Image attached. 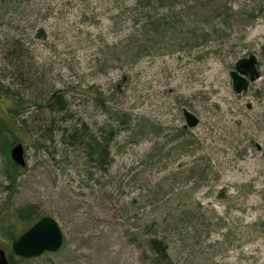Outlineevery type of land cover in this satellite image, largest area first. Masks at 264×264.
Instances as JSON below:
<instances>
[{"label":"rangeland","instance_id":"374dc122","mask_svg":"<svg viewBox=\"0 0 264 264\" xmlns=\"http://www.w3.org/2000/svg\"><path fill=\"white\" fill-rule=\"evenodd\" d=\"M134 1L17 0L16 12H4L0 119L10 96L26 99L12 123L22 139L17 143L26 147L27 168L14 169L11 149L9 155L3 150L13 138L0 125V218L37 205L57 219L65 237L60 250L28 259L14 255V264H153V220L190 206L207 225L167 232L175 264H264V0H169L194 19L191 36L203 34L195 22L210 21L228 39L219 32L202 45L189 39L170 49L165 44L173 36L166 37L152 53L121 65L114 51L139 37L142 24L121 11ZM223 16L234 24L219 25ZM14 37L22 40L17 52L9 50ZM251 53L260 75L238 95L229 73ZM77 87L113 95V112L124 107L133 117H146L156 132L118 147L128 132L117 126L121 134L107 171L87 164L72 146L67 154L63 127L116 123ZM57 89L68 90L69 122H61L69 110L49 106ZM183 107L200 117L196 128H185ZM182 128L192 141L185 151L172 150L177 140L152 149L157 138L165 142ZM199 166L208 174L202 179L193 172ZM16 219L21 228L30 226ZM0 248L13 253L12 241L0 240Z\"/></svg>","mask_w":264,"mask_h":264},{"label":"trees","instance_id":"16d2710c","mask_svg":"<svg viewBox=\"0 0 264 264\" xmlns=\"http://www.w3.org/2000/svg\"><path fill=\"white\" fill-rule=\"evenodd\" d=\"M21 4L17 0H0V22H4V12L9 10H18V5ZM181 9L178 8V4L175 1L169 0H135L132 7L125 10H121L122 13H128L133 16L135 21H140L141 27L138 29L139 37L137 34L134 37V40L131 36L132 41L130 43L123 45L120 49L114 51V61L119 62L121 65L128 64L131 61L144 56L143 54H149L153 52V49L157 48L160 40L166 37H176L180 39V42H177L173 37L174 42L165 44V47L172 48L173 45H183V42L188 41L189 39L194 40L196 44L202 45L204 41L211 39L214 36H219V32L222 36V41L228 39L227 35L224 34L221 30H216L217 24L213 22H208L207 25L196 24L194 28H202L203 34L194 32V37L188 31V26L192 25L194 19L184 18L181 15ZM226 16V15H225ZM223 16L219 25L222 27L230 26L233 21L228 17V19ZM133 19V20H134ZM207 26V29L204 28ZM193 29V28H192ZM141 31V32H140ZM188 33V34H187ZM190 35V36H189ZM12 42L9 44V50L11 52H17L16 46L19 48L22 46L21 38H12ZM133 44V45H132ZM16 45V46H15ZM15 46V47H13ZM13 47V48H12ZM182 48V47H181ZM185 48V47H183ZM104 62V61H103ZM93 92H86L85 89L75 88L76 92H86V95L89 99L95 100L98 104L102 105L105 108L106 113H113L111 117L116 123L110 122L108 119L104 120L103 123L96 122L95 126H91L86 122H76L71 124L69 127L65 126L62 128V139L63 143L66 145L65 152L69 154L70 148L72 146L76 151L82 152L86 157V163L91 164L99 170L107 171L112 165L114 160L113 150L115 146V141L119 134H121V129L117 126L126 125L125 129L128 132L126 135V143L118 147L127 145L129 142H137L139 139L146 138L147 134L151 136L154 127H156L150 119L142 116L133 117L132 113L128 109L117 108L114 110L110 108L109 102L113 100V95L106 94L104 90L96 89ZM67 89H57L51 93V98L49 100V106L56 110H62L63 112L69 110V119L62 117L61 122H69L72 115V108L69 102L68 94L65 96ZM0 91V102L3 104L4 95ZM10 101L4 107L7 108L5 112L6 117H1L0 125L5 128L13 139H9L6 145H4L3 150L6 151L9 155V151L13 145L17 142H20L22 139L17 136L15 133L14 123H12L13 117L12 114L19 109V107L25 104L26 99L23 100L21 95L17 98L10 96ZM73 120V119H72ZM80 124V125H79ZM117 124V125H116ZM51 132L53 128H48ZM46 130V131H47ZM175 129L174 131H176ZM177 133L167 139V141L161 142L158 138L153 143V150H163L167 148L168 142L170 143L173 140H177L176 143L172 145V150L176 151H185L189 144L192 142L186 138V129H178ZM157 136H159L157 134ZM169 140V141H168ZM197 164V163H196ZM15 170H26L27 166L22 168L16 163L13 162ZM200 165V164H199ZM198 166V165H197ZM197 179H202V177L207 176V171L202 169L199 166L197 171H193ZM163 181L158 182L157 191L160 192V188ZM160 185V186H159ZM166 205V204H165ZM164 205H161L162 207ZM16 217L19 221L22 220L24 223H28L32 226L38 219L43 217L41 210L37 205L28 204L15 209ZM12 211H7L2 218H0V240L13 241L16 239L22 232L28 228H21L18 220L12 214ZM203 216L198 214L193 207H189L185 211L179 212H169L161 218L157 217L153 220L151 226V235L149 236V247L152 251V260L153 264H175L172 256L170 254V243H169V231H182L193 229L198 231L203 225H207L201 222ZM211 234V231L209 232ZM9 259L11 264H14L15 256L13 253L9 254Z\"/></svg>","mask_w":264,"mask_h":264},{"label":"water","instance_id":"95a60500","mask_svg":"<svg viewBox=\"0 0 264 264\" xmlns=\"http://www.w3.org/2000/svg\"><path fill=\"white\" fill-rule=\"evenodd\" d=\"M257 64L258 58L254 53L236 61L229 73L236 94L242 95L248 92L251 82L259 77ZM182 112L186 128L193 129L200 124V117L197 114L186 107L182 108ZM11 157L19 166H26V150L23 143L12 147ZM64 240V232L57 219L51 215H45L13 240L12 251L14 255L22 258L38 257L46 252L60 250ZM0 264H10L9 257L3 248H0Z\"/></svg>","mask_w":264,"mask_h":264}]
</instances>
